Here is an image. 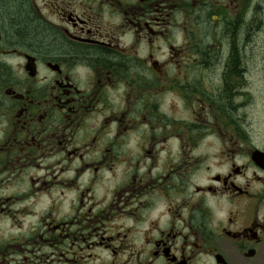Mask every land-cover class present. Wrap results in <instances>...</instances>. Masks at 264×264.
Wrapping results in <instances>:
<instances>
[{"label":"flooded vegetation","instance_id":"flooded-vegetation-1","mask_svg":"<svg viewBox=\"0 0 264 264\" xmlns=\"http://www.w3.org/2000/svg\"><path fill=\"white\" fill-rule=\"evenodd\" d=\"M6 218L46 264H264V0H0Z\"/></svg>","mask_w":264,"mask_h":264},{"label":"rangeland","instance_id":"rangeland-1","mask_svg":"<svg viewBox=\"0 0 264 264\" xmlns=\"http://www.w3.org/2000/svg\"><path fill=\"white\" fill-rule=\"evenodd\" d=\"M21 201H16L14 208H19V204ZM28 217L27 212H18L15 214L16 220H23L24 218ZM34 220V218L28 219V221L25 223L27 227H32L29 224V221ZM19 224L21 225V222L19 221ZM13 227L14 224L11 222L10 218H6L5 221L0 223V238H4V240L10 239L12 237L13 233ZM19 233V231H18ZM1 253L0 256H2V253L5 251V261L4 264L8 263L7 257L10 255H13L14 257L19 258L22 256L23 264H46L47 260V253L49 252L48 247H46V244L44 242H41L39 244H32L30 247H6L0 249ZM26 257V260L24 259Z\"/></svg>","mask_w":264,"mask_h":264},{"label":"trees","instance_id":"trees-1","mask_svg":"<svg viewBox=\"0 0 264 264\" xmlns=\"http://www.w3.org/2000/svg\"><path fill=\"white\" fill-rule=\"evenodd\" d=\"M18 24H20L21 26L23 25L21 28L17 30L18 33H21V37L23 38V40L45 46L47 42H49L44 32H41V30L36 29L32 26L31 20L30 21L26 20L25 22L21 20L18 22V18H17V25Z\"/></svg>","mask_w":264,"mask_h":264}]
</instances>
